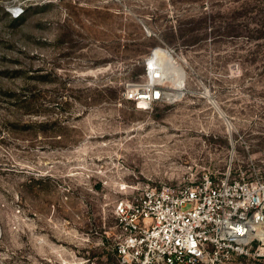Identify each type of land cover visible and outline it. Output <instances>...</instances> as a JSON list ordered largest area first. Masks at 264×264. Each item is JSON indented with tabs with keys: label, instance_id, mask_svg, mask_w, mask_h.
<instances>
[{
	"label": "rangeland",
	"instance_id": "1",
	"mask_svg": "<svg viewBox=\"0 0 264 264\" xmlns=\"http://www.w3.org/2000/svg\"><path fill=\"white\" fill-rule=\"evenodd\" d=\"M161 51L183 96L139 110ZM230 168L264 176V0H0V264H117V200Z\"/></svg>",
	"mask_w": 264,
	"mask_h": 264
},
{
	"label": "built area",
	"instance_id": "2",
	"mask_svg": "<svg viewBox=\"0 0 264 264\" xmlns=\"http://www.w3.org/2000/svg\"><path fill=\"white\" fill-rule=\"evenodd\" d=\"M14 7V18L23 13ZM171 53H174L171 50ZM151 57V56H150ZM145 59L146 83H127L125 101L151 110L168 101L166 82L155 62ZM114 252L119 264H236L264 257V176L228 169L221 176L204 173L189 185L134 189L115 202Z\"/></svg>",
	"mask_w": 264,
	"mask_h": 264
},
{
	"label": "bare ground",
	"instance_id": "3",
	"mask_svg": "<svg viewBox=\"0 0 264 264\" xmlns=\"http://www.w3.org/2000/svg\"><path fill=\"white\" fill-rule=\"evenodd\" d=\"M170 53L171 51L168 50ZM152 62L158 65V72L162 76L163 82H169L172 86L167 92L168 100H176L181 98L184 93V75L185 71L183 66L177 62L171 54L167 51H161L157 55L150 57ZM256 237L264 240V228L257 231Z\"/></svg>",
	"mask_w": 264,
	"mask_h": 264
},
{
	"label": "trees",
	"instance_id": "4",
	"mask_svg": "<svg viewBox=\"0 0 264 264\" xmlns=\"http://www.w3.org/2000/svg\"><path fill=\"white\" fill-rule=\"evenodd\" d=\"M18 19H19V17H18V18L11 19V20H12L13 22H17ZM181 32H182L181 29H179V27L177 26V32H176V33L178 34L179 37L182 36V35H181ZM170 39H171V37L168 36V35H164V36H163V40H164L166 43H170ZM19 99H20V101H21L22 104H27L28 101L31 99V97H28L27 95L23 97V95H20V96H19ZM66 104H68V102H67ZM31 105H32V100H31ZM33 112L37 113L38 111H33ZM40 126H41V125H40ZM117 264H119L118 259H117Z\"/></svg>",
	"mask_w": 264,
	"mask_h": 264
},
{
	"label": "water",
	"instance_id": "5",
	"mask_svg": "<svg viewBox=\"0 0 264 264\" xmlns=\"http://www.w3.org/2000/svg\"><path fill=\"white\" fill-rule=\"evenodd\" d=\"M0 235H1V230H0Z\"/></svg>",
	"mask_w": 264,
	"mask_h": 264
}]
</instances>
